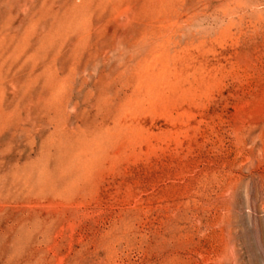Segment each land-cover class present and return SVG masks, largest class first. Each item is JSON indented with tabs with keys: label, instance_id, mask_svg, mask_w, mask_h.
I'll return each instance as SVG.
<instances>
[{
	"label": "rangeland",
	"instance_id": "1",
	"mask_svg": "<svg viewBox=\"0 0 264 264\" xmlns=\"http://www.w3.org/2000/svg\"><path fill=\"white\" fill-rule=\"evenodd\" d=\"M0 264H264V0H0Z\"/></svg>",
	"mask_w": 264,
	"mask_h": 264
}]
</instances>
